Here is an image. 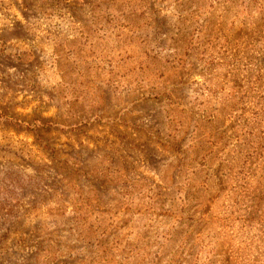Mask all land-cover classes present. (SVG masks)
Here are the masks:
<instances>
[{"label": "rangeland", "instance_id": "obj_1", "mask_svg": "<svg viewBox=\"0 0 264 264\" xmlns=\"http://www.w3.org/2000/svg\"><path fill=\"white\" fill-rule=\"evenodd\" d=\"M0 264H264V0H0Z\"/></svg>", "mask_w": 264, "mask_h": 264}]
</instances>
